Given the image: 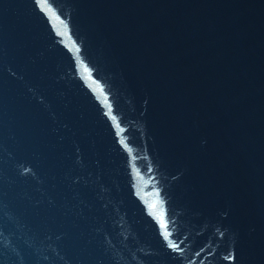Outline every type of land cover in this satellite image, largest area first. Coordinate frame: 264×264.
<instances>
[{
	"label": "water",
	"instance_id": "water-1",
	"mask_svg": "<svg viewBox=\"0 0 264 264\" xmlns=\"http://www.w3.org/2000/svg\"><path fill=\"white\" fill-rule=\"evenodd\" d=\"M0 264H264V0H0Z\"/></svg>",
	"mask_w": 264,
	"mask_h": 264
}]
</instances>
